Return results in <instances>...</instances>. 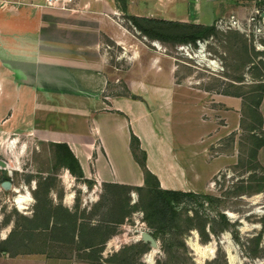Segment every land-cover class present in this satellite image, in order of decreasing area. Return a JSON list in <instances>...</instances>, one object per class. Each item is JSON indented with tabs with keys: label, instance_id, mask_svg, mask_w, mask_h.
<instances>
[{
	"label": "crops",
	"instance_id": "0c3cea01",
	"mask_svg": "<svg viewBox=\"0 0 264 264\" xmlns=\"http://www.w3.org/2000/svg\"><path fill=\"white\" fill-rule=\"evenodd\" d=\"M41 1L0 0V152L18 155L22 140L67 145L84 179L143 188L146 177L133 154L134 134L155 176L153 184L163 190L212 191L214 177L239 162L245 138L251 136L242 125L244 95L212 94L176 81L164 84L163 68L154 66L160 56L147 51L144 40L150 37L133 21L212 26L214 21H202L206 1L75 0L69 9L36 4ZM262 1L207 2L215 15L221 11L222 17L241 18L246 6L238 11L241 16L227 14L233 5L251 2L253 10L263 12ZM115 47L122 50L116 58ZM129 59L132 66L125 73ZM121 78L125 85L118 84ZM118 88L126 92L118 94ZM259 110L264 132V96ZM256 158L264 165V146ZM82 225L78 221L77 242L84 237ZM86 236L94 240L83 247L89 252L104 245L110 233L93 230ZM140 247L113 254L108 249L97 258L0 248V264H126L117 258Z\"/></svg>",
	"mask_w": 264,
	"mask_h": 264
},
{
	"label": "rangeland",
	"instance_id": "374dc122",
	"mask_svg": "<svg viewBox=\"0 0 264 264\" xmlns=\"http://www.w3.org/2000/svg\"><path fill=\"white\" fill-rule=\"evenodd\" d=\"M205 1L202 21L207 24L214 21L216 29L215 33L201 38L208 42L205 51L199 52L198 46L194 51L184 48L187 43L157 42L150 38L144 40L146 49L149 53L159 54L154 66L163 68L164 84L176 81L212 94L241 92L245 98L244 114L250 121L249 107L258 99L252 96L259 95L261 86L264 87V11L260 7L259 12L253 10L251 2L235 4V10L227 14L240 13L241 16L242 11H238L246 6L245 17L226 18L222 17L221 11L215 15L214 5ZM231 19L239 23L231 28L228 24L220 25L221 20L229 22ZM133 35H137L135 30ZM155 42L159 47L154 45ZM121 51L119 47L113 48L115 58ZM133 51L131 48L129 54ZM205 53H210L207 56L216 59L219 66L209 68ZM131 66L129 59L123 67L124 72ZM118 84L125 85L124 79L121 78ZM118 91L126 92L125 88L117 89L116 93L121 94ZM245 139L247 144L239 162L214 177V188L207 193L219 197L220 203L206 205L204 215L194 204L189 209L184 204L178 206L174 220L180 228L157 231L159 247L156 250L150 243L135 241L140 230L155 232L145 221V209L157 202L150 186L137 191L78 179L64 165L60 147L48 142L22 140L18 155L0 152V160L9 163L7 168L0 164V248L20 254L48 253L77 258L89 255L97 258L108 249V253L113 254L141 245L139 252L127 251L117 260H125L126 264H151L148 257L153 255V264H232L231 254L236 258V264H264V165L251 157L254 140ZM6 180L13 187L6 189L3 186ZM27 192L32 202L28 209L21 210L15 199ZM72 195L74 197L69 198ZM217 211L227 215L230 226L223 227ZM78 221L83 223L84 237L77 242ZM189 224L192 225L188 230ZM199 225H205L209 239L205 240L195 229ZM93 230L100 234L109 232L110 236L104 245L86 252L83 247L94 243L86 234ZM116 238L120 240L118 243L113 242ZM128 238L130 240L126 241ZM195 242L201 247V254L191 248ZM208 246L212 247V252L205 256Z\"/></svg>",
	"mask_w": 264,
	"mask_h": 264
},
{
	"label": "trees",
	"instance_id": "16d2710c",
	"mask_svg": "<svg viewBox=\"0 0 264 264\" xmlns=\"http://www.w3.org/2000/svg\"><path fill=\"white\" fill-rule=\"evenodd\" d=\"M264 2V0L262 1ZM260 2V3H262ZM259 3V4H260ZM135 25L140 28L144 35L159 40H171L177 43H196L197 39L208 37L215 33V27L194 25L186 23H172L167 21H155V20H142L146 23V26H142L136 18H133ZM185 29V30H184ZM243 95L240 93V96ZM264 96V87L261 86L259 95L252 96L254 99L257 97V101L249 107V112L251 115L250 121H247L246 114H244V119L242 121L243 129L245 132L251 134L250 138L254 140L252 158L257 159L256 155L258 149L264 146V132L262 130L263 126V116L259 110V106ZM250 118V117H249ZM249 120V119H248ZM62 146L64 148H62ZM58 146L60 147L62 153L60 155L64 165L70 172L75 175L78 179H84V174L79 161L74 157L67 145ZM132 150L135 158L143 168L146 177V185L151 187L157 202L150 206V208L145 209V221L148 226L153 228L155 232L153 235L157 239V231L163 230H173L177 226L175 225V213L178 210V206L184 204V206L189 209V207L196 206L198 210H201L203 215L206 214V205H217L220 203L219 197L212 196L210 194H197L194 192H183V191H173V190H163L159 187L158 182L152 184L150 181L151 177H155L145 165V152H141L139 148V139L133 134L132 136ZM142 154V157L140 156ZM131 190H140V187L130 188ZM219 218L223 227L230 226L229 219L225 213L217 211ZM191 220L189 219V222ZM209 222V221H208ZM210 223V222H209ZM192 224H189L188 230L191 228ZM177 228H180L177 227ZM198 229L201 237L209 239V234L205 231L202 225L195 226ZM210 229L214 233V228L210 223ZM207 230V229H206ZM145 244V243H143Z\"/></svg>",
	"mask_w": 264,
	"mask_h": 264
},
{
	"label": "built area",
	"instance_id": "2783aa9c",
	"mask_svg": "<svg viewBox=\"0 0 264 264\" xmlns=\"http://www.w3.org/2000/svg\"><path fill=\"white\" fill-rule=\"evenodd\" d=\"M36 3V2H35ZM75 3V0H42L39 3H36L37 5H42V6H49V7H57V8H62V9H69L71 8V6ZM257 12H259V10H257ZM262 18L264 19V15L262 14ZM253 20V19H252ZM264 22V21H263ZM228 24V28H231L233 26H235L236 24L239 23L238 20L235 19H231L229 22L228 21H220V25L221 24ZM261 26V24H260ZM260 30V29H259ZM207 40H203V39H197L196 43L193 42H189L187 44H185L183 47L187 48V49H192L194 51L195 47L198 46V51L199 52H203L206 50V44H207ZM208 55H210V53H205L204 54V58L206 59V64L209 68H214L215 66H219V63L216 59H211L209 58ZM99 185H101V182L99 180H97ZM144 231L140 230L138 236L135 237V241H142V233ZM126 240V239H125ZM130 239L128 238L126 241H129ZM120 240L119 238L113 239V242L118 243ZM115 247L118 248V245H115Z\"/></svg>",
	"mask_w": 264,
	"mask_h": 264
},
{
	"label": "bare ground",
	"instance_id": "6f19581e",
	"mask_svg": "<svg viewBox=\"0 0 264 264\" xmlns=\"http://www.w3.org/2000/svg\"><path fill=\"white\" fill-rule=\"evenodd\" d=\"M154 45L159 47V44L157 42H155ZM18 192H20V191H17V193ZM73 197L74 196L72 195L69 198H73ZM15 202H16L15 203L16 206H18L19 209L25 210V209H28V205L32 202V198H31V195L27 192V193H25V195H21L20 194V196L16 197ZM230 245H232V244H230ZM230 247H229V253H230ZM191 248H193V250H195V252L198 253V254L202 253L201 252V247L196 242L191 244ZM154 249L156 250L157 248H154ZM211 252H212V247L208 246L206 248L205 256L206 255L210 256ZM152 258H153V255H150L148 257V262L151 263V264H153V259ZM230 260H231L232 264H236V262H237L236 258L234 256H232L231 254H230ZM199 264H202V262H199Z\"/></svg>",
	"mask_w": 264,
	"mask_h": 264
},
{
	"label": "water",
	"instance_id": "95a60500",
	"mask_svg": "<svg viewBox=\"0 0 264 264\" xmlns=\"http://www.w3.org/2000/svg\"><path fill=\"white\" fill-rule=\"evenodd\" d=\"M0 164L3 167L8 166L7 162L4 161V160H0ZM3 186L6 189H9V188L13 187L12 183L10 181H8V180L4 181ZM142 241L145 242V243H150V245L153 248H158L159 247V241L156 239V237L153 235V233H151L149 231H144L142 233Z\"/></svg>",
	"mask_w": 264,
	"mask_h": 264
}]
</instances>
